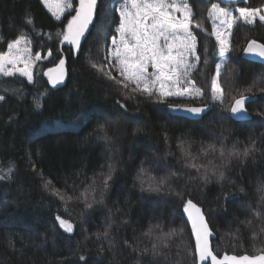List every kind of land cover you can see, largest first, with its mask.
<instances>
[{"label":"trees","instance_id":"16d2710c","mask_svg":"<svg viewBox=\"0 0 264 264\" xmlns=\"http://www.w3.org/2000/svg\"><path fill=\"white\" fill-rule=\"evenodd\" d=\"M72 2L75 8L77 0ZM188 2L193 25H200L193 27L200 60L189 57L195 63L189 78L204 95L158 102L115 83L105 74L111 71L119 78L110 65L105 72L92 66L115 63L112 40L119 42V9L130 0H97L94 21L77 54L62 35L74 11L56 20L41 0H0V53L23 34L31 41V52L42 57L33 66L31 83L19 74L0 75V96L5 97L0 101V177H9L0 179V264H194V241L183 215L188 199L203 208L216 235L217 255L256 254L264 248L253 244L251 230L242 223L257 211L264 213L258 191L264 185V65L242 55L249 41L264 43V23L237 19L221 57L212 34L219 20L209 16L213 5L239 17L236 9L264 8V0L247 5ZM60 59H65L67 81L53 89L44 73ZM217 65H223V105L212 100ZM240 93L256 99L247 105L251 118L234 121L228 109L231 97ZM169 104L212 108L192 120L170 114ZM246 147L252 149L248 157L243 156ZM182 149L198 157V164L210 159L220 164L221 149L225 158L237 153L239 159L220 169L225 180L218 181V172L210 175L211 165L207 173L188 167ZM110 165L114 171L105 186ZM47 180L52 184L46 187ZM153 181L163 182L165 190L142 191ZM53 188L73 199H60ZM222 193L234 195L225 200ZM86 202L92 207L86 208ZM57 216L73 224L72 233L59 226ZM149 228L151 234L145 235ZM106 230L112 245L102 236L97 239ZM164 241L172 245L163 250L169 255L154 257L153 244L161 247Z\"/></svg>","mask_w":264,"mask_h":264},{"label":"snow or ice","instance_id":"6c2138e0","mask_svg":"<svg viewBox=\"0 0 264 264\" xmlns=\"http://www.w3.org/2000/svg\"><path fill=\"white\" fill-rule=\"evenodd\" d=\"M45 7L56 18L61 20L65 10L75 12L71 15V19L66 24V31L62 33L63 40L74 45L77 49L80 48L81 37L88 31L89 25L93 23V18L96 12L97 0H79V6L73 7L72 0H43ZM239 12V17H234L230 11L219 8L213 5L209 16L213 21L219 20V25L214 27L213 35H215L220 45L219 54L225 57L229 49L228 37L231 35V29L236 23L237 19H242L245 23L254 24L257 19L264 23V8H250L240 7L236 9ZM179 13V15H177ZM71 12H69V15ZM120 24L117 29L119 32V42L113 38L112 44L115 46L112 56L115 63L109 61L108 65H98L93 63V68H97L101 72H105V68L109 65L118 73V77H114L111 71L105 74L118 85H122L125 89H130L131 93H140L151 98L155 96L158 102H165L169 97H183L191 96L193 93L196 96H203L204 93L194 88L193 82L189 78L192 71L195 69V63L189 62V57L198 62L200 57L196 54V35L193 33V27L200 28L199 24L193 25V11L188 0H130V3H125L119 9ZM28 24L32 21L27 20ZM228 30L227 33L222 31V28ZM31 43L25 35H20L12 42L8 43L7 51L0 53V75L4 77H13L19 74L26 77L29 83L33 82L32 68L36 61L41 60L40 54H36L33 58L31 49L28 45ZM21 45H24L21 47ZM245 52L264 58V43H258L253 40L248 43ZM51 55V52H49ZM107 60L108 58L105 57ZM23 64V67L18 65ZM65 60L60 59L59 64L55 68H50L44 75L48 77V81L52 87L60 85L65 77ZM223 65H217L216 74L212 80V100L219 101L221 105L225 103V89L221 85V68ZM149 68L153 71L149 72ZM134 85L135 87H132ZM181 85H187L181 87ZM246 91H251V88ZM264 91V88L261 89ZM4 96H0V101L4 100ZM250 97L244 93H240L238 97H231V104L228 109L234 116L238 118H245L247 116V109L245 107L246 101ZM36 107H41L39 99L37 98ZM123 107V106H122ZM168 107L172 112L183 111L193 116H200L205 112L204 107H188L180 104H169ZM184 142L182 141L181 144ZM254 144V142H252ZM209 149L215 151L214 145H209ZM186 158H188L187 166L196 169L198 172L204 169L207 173L209 165L212 166L210 175L216 176L218 181L225 180V174L220 171L221 168L227 167L231 164L232 159H239L237 153H229L225 158L223 149L220 151V164L214 163V160H208L207 164L196 163L198 157L193 156L191 152L182 149ZM201 151L205 156L209 155L202 147ZM252 152L251 148H245L243 152L244 157H248ZM114 169L109 166V172L106 174L104 184L107 186V181L112 179V172ZM145 169L141 168V173ZM9 177H0V179H7ZM205 183L209 182V174L203 176ZM52 184V181H45V186ZM169 187H171L169 185ZM223 187V185H222ZM165 190L163 182L148 183L147 188L142 187V191L161 192ZM239 191L243 193L244 188ZM258 191L261 193L260 200L264 202V185ZM53 192L60 197V199H73L72 196L62 194L59 189L53 188ZM181 196L180 193H177ZM223 198L228 200L232 193H222ZM182 198V196H181ZM79 199V197H77ZM95 198L93 197V201ZM87 201V196H85ZM86 208H91L92 204H85ZM183 212L187 214L191 222L192 234L195 238L194 255L196 260L194 264H264V248L258 249L256 255H223L218 257L214 254L210 245V237L213 236V231L206 219V214L201 207L193 203L191 199L186 200L183 205ZM59 226L68 233L73 232V224L68 220L56 217ZM247 228L251 230V240L253 244H264V213L259 211L254 213V219H246L242 221ZM159 227V225H157ZM152 229L145 235H150ZM239 229H237V233ZM102 238L107 240L110 245L114 243L109 231H104L97 236V239ZM172 237H168L171 241ZM162 242V246L158 247L153 244V256L165 255L169 253L164 252V249H169L172 245L168 242ZM127 243V241H125ZM135 250V249H134ZM111 251V248H109ZM145 252L147 249L144 250ZM81 260L85 257L81 256Z\"/></svg>","mask_w":264,"mask_h":264},{"label":"water","instance_id":"95a60500","mask_svg":"<svg viewBox=\"0 0 264 264\" xmlns=\"http://www.w3.org/2000/svg\"><path fill=\"white\" fill-rule=\"evenodd\" d=\"M206 1H210V0H206ZM216 1H218V2H220V3H222V4H226V5H229V4H231V3H236V4H246V5H247V4L249 3V0H216ZM78 6H79V3H78V5H77V7H78ZM74 15H75V13H74ZM94 17H95V15H94ZM93 21H94V18H93ZM91 25H92V24L89 25V29H88L87 32H85V35H84L83 37H81L80 48H81V45H82L84 39L86 38V36H87V34H88V32H89V30H90V28H91ZM251 41H253V40H251ZM251 41H250V42H251ZM257 42H258V41H257ZM248 43H249V42H248ZM248 43H247V45L245 46L244 50L247 48ZM258 43H260V42H258ZM71 46H72V49H73V53H74V54H77V53L79 52L80 48L77 49L74 45H71ZM244 50H243V53H242V55H243L244 58H246V59H248V60H251V61H255V62H258V63H262V64H264V58L258 57V56H256V55L249 54V53L245 52ZM64 60H65V59H64ZM58 64H59V63H57L55 66L50 67V68H55ZM50 68H48V69H50ZM64 68H65V77H64V81H63V83L60 84V85H58V86H56L55 88H53L52 85H51V83L48 81V84H49V86H50L51 88H53V89H57V88H59V87H62V86L66 83V81H67V68H66V63H65ZM48 69L45 71V73L48 71ZM46 77H47V76H46ZM47 80H48V77H47ZM249 97H250V99L247 100V101H246V104H245L246 109H247V105H248V103H249L252 99L256 98V97H254V96H253V97H252V96H249ZM185 106H188V107H204V108H205V112L202 113L200 116H193V115L188 114V113L183 112V111L172 112V110H171L168 106H167V110H168V112H169L170 114H172V115H177V116H181V117H186V118H189V119H195V120H197V119L202 118L203 115H205V114H206V113L212 108L211 105H185ZM230 116H231L232 119L237 120V121H245V120H249V119L251 118V114H249L248 110H247V116H246L245 118H243V119L238 118L237 116H234L231 112H230ZM193 203H194V202H193ZM197 206H199V205H197ZM199 207H200V206H199ZM201 208H202V207H201ZM202 210H203V208H202ZM203 211H204V210H203ZM183 215H184V217H185V219H186V221H187V223H188V225H189L190 232H191V234H192V230H191V222L189 221V219H188L186 213L183 212ZM206 219H207V216H206ZM207 221H208V220H207ZM212 231H213V230H212ZM215 236H216V235H215V233L213 232V236L209 238V239H210V245H211L212 249H213L212 240L215 238ZM192 238H193L194 245H195V238H194V235H193V234H192ZM213 252H214V250H213ZM214 254H216V253L214 252ZM225 254H227V255H237V256H239V255H245L246 253H244V254H234V253H225V252H224V253H221L220 255H218V257H222V256L225 255ZM256 254H258V253H256ZM256 254H247V255H256Z\"/></svg>","mask_w":264,"mask_h":264},{"label":"rangeland","instance_id":"374dc122","mask_svg":"<svg viewBox=\"0 0 264 264\" xmlns=\"http://www.w3.org/2000/svg\"><path fill=\"white\" fill-rule=\"evenodd\" d=\"M42 1V3H43V0H41ZM52 2L53 3H55V0H52ZM78 3H79V0H77V3H76V7H77V5H78ZM44 4V3H43ZM44 7H45V5H44ZM47 10H48V8L47 7H45ZM67 11H71V10H65V12H67ZM48 12H49V10H48ZM64 12V13H65ZM51 15H52V13L51 12H49ZM53 16V15H52ZM24 45H21V47H23ZM28 47H30L29 45H28ZM31 54H32V56H33V58L35 57V55L36 54H33L32 52H31ZM38 54V53H37ZM18 67H23V64H21V65H18ZM32 70H33V68H32Z\"/></svg>","mask_w":264,"mask_h":264},{"label":"bare ground","instance_id":"6f19581e","mask_svg":"<svg viewBox=\"0 0 264 264\" xmlns=\"http://www.w3.org/2000/svg\"><path fill=\"white\" fill-rule=\"evenodd\" d=\"M250 42V41H249ZM246 59V58H245ZM246 60H248V59H246ZM249 61V60H248ZM260 64H262V63H260ZM262 65H264V64H262ZM253 97V96H252ZM256 98H254V99H252L251 101H253V100H255ZM250 101V102H251ZM248 110V109H247ZM249 112V111H248ZM250 114V113H249ZM204 116V115H203ZM192 120H195V119H192ZM235 121V120H234ZM237 121V120H236ZM201 207V206H200ZM188 224V223H187Z\"/></svg>","mask_w":264,"mask_h":264}]
</instances>
